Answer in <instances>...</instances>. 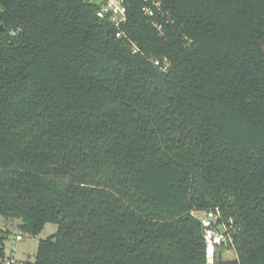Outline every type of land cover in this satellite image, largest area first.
<instances>
[{"label":"trees","instance_id":"1","mask_svg":"<svg viewBox=\"0 0 264 264\" xmlns=\"http://www.w3.org/2000/svg\"><path fill=\"white\" fill-rule=\"evenodd\" d=\"M159 1L118 39L86 0H0V219L57 226L26 263L208 264L218 210L213 264H264V0Z\"/></svg>","mask_w":264,"mask_h":264},{"label":"built area","instance_id":"2","mask_svg":"<svg viewBox=\"0 0 264 264\" xmlns=\"http://www.w3.org/2000/svg\"><path fill=\"white\" fill-rule=\"evenodd\" d=\"M89 3L94 1L96 7V15L98 18L107 20L116 29V37L118 39L125 37L124 27L127 23V2L126 0H86ZM148 5L143 8V12L150 18L156 17L158 13L167 16L168 14L163 10L162 4L159 0H145ZM158 30L162 29V25L155 23ZM134 46V45H133ZM138 50L134 46V53ZM156 66H160L162 70H167L168 65L166 60L163 64L160 61H155ZM220 211H211L204 213L202 217H198L204 227V237L206 243V261L208 264H213L216 254L220 248L230 249L233 246V239L229 233V229L225 224H221ZM16 241H22L20 235H16ZM0 264H29L25 261L14 258L8 255L4 259H0Z\"/></svg>","mask_w":264,"mask_h":264},{"label":"rangeland","instance_id":"3","mask_svg":"<svg viewBox=\"0 0 264 264\" xmlns=\"http://www.w3.org/2000/svg\"><path fill=\"white\" fill-rule=\"evenodd\" d=\"M195 216L202 217L203 213H195ZM19 223L20 221L17 220H15L13 223H4V221L0 219V228L7 229L8 232H11V236L6 242L7 256L11 255L23 262H33L34 254L36 253L39 241L55 234L57 232V226L55 224L48 223L44 227L43 231L38 236L34 237L29 233L20 231L18 229ZM16 235H20L22 237V241H16ZM219 252L225 260L234 261L237 258L233 250L221 248L219 249Z\"/></svg>","mask_w":264,"mask_h":264},{"label":"water","instance_id":"4","mask_svg":"<svg viewBox=\"0 0 264 264\" xmlns=\"http://www.w3.org/2000/svg\"><path fill=\"white\" fill-rule=\"evenodd\" d=\"M89 4H90L91 6H94V5H95V2L92 1V2H90ZM35 255H36V254H34V257H35Z\"/></svg>","mask_w":264,"mask_h":264},{"label":"crops","instance_id":"5","mask_svg":"<svg viewBox=\"0 0 264 264\" xmlns=\"http://www.w3.org/2000/svg\"><path fill=\"white\" fill-rule=\"evenodd\" d=\"M7 254V253H6Z\"/></svg>","mask_w":264,"mask_h":264}]
</instances>
